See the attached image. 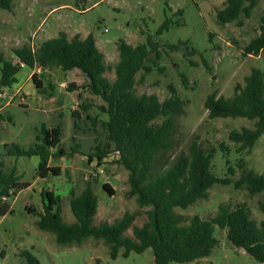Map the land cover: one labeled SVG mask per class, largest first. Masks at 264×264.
Wrapping results in <instances>:
<instances>
[{"label":"trees","instance_id":"1","mask_svg":"<svg viewBox=\"0 0 264 264\" xmlns=\"http://www.w3.org/2000/svg\"><path fill=\"white\" fill-rule=\"evenodd\" d=\"M259 2L225 0L223 7L217 9V20L221 25L236 22L243 26ZM14 3L15 0H0V7L12 10ZM176 13L183 17L182 10ZM183 22L167 17L155 34L148 35L146 41L137 44L120 39L117 42L119 59L114 65L106 61V55L98 47L93 33L70 36L66 31H60L37 47L30 44L14 47L13 54L17 61L0 54V93L3 88H11L18 82V74L24 66H38L43 70L60 66L65 72L78 68L88 77L89 83L82 87L104 99V104L97 105V108L108 114V119L102 121L105 141L88 154L89 162L97 159V165L100 166L111 152H115L118 156L115 161L129 171L130 188L127 195L135 197L140 207H149L146 210L147 221L141 226L135 224L138 211L131 210H126L111 221L97 224L98 184L101 183L110 196L117 192L108 181L100 182L97 176L91 175L83 189L71 192L69 202L76 219L68 223L63 216L62 198L54 197L52 191L44 190V212L40 213L36 224L42 230L55 233L59 244L80 245L90 237L102 238L114 259L119 255L127 257L133 251L141 253L152 248L156 264H171L173 261L188 263L204 260L213 253L219 244L215 235L218 226L228 230V238L233 245L264 263V220L259 222L254 217L248 202H224L215 214L205 217L194 214L187 222L175 210L176 207L186 209L199 199L207 198L209 189L221 183L245 189L251 196L263 193L258 207L264 213V174L249 167L244 156L235 164L227 158V174L219 177L212 171L217 147L206 148L199 137H195L188 151L183 150L165 162L163 155L174 145L176 116L183 113L185 100L179 96L173 84L169 85L170 96L164 100L156 93H138L137 85L144 82L155 68L164 70L160 65L164 51L184 50L185 55L197 52L189 40L170 43L160 38L172 24L182 25ZM212 36L213 33H210ZM263 50L264 16L258 33L245 45L243 54L259 55ZM109 72H114V78ZM33 80L40 91L47 90L36 73L33 74ZM183 81L189 85L187 76L183 75ZM70 85L76 87L74 82ZM71 86L69 88L73 90ZM78 98H82L81 92ZM94 105L92 101L85 100L80 103L79 109H74L73 116L77 119L75 126L79 119L84 118L83 115L94 123L98 121V115L90 114ZM205 107L210 118L247 117L254 120L253 126L233 129L228 136L236 144L238 153L250 154L264 135V70L252 67L245 76V82L235 85L232 97H226L218 91L210 93L205 100ZM42 133L45 138L38 135L30 147L22 148L13 143L1 154L0 215L11 210L9 198L17 196L30 185V182L21 180L17 163L8 161L7 157L16 159L37 155L40 158L37 168L39 176L61 173L59 166L49 163L52 157L68 153L61 146L63 126L58 125L50 131L43 128ZM219 148L226 155L231 149L225 141L219 143ZM237 174L239 176L236 178ZM27 209L37 213L33 206ZM129 228L133 232H128ZM21 255L27 264H41L29 249L22 250Z\"/></svg>","mask_w":264,"mask_h":264},{"label":"rangeland","instance_id":"2","mask_svg":"<svg viewBox=\"0 0 264 264\" xmlns=\"http://www.w3.org/2000/svg\"><path fill=\"white\" fill-rule=\"evenodd\" d=\"M224 1L15 0L12 10L0 7V54L10 58L14 55V47L24 44L37 47L46 38L58 35L59 31H66L70 36L77 33H93L97 45L106 54V61L114 65L119 59L117 42L120 39L137 44L146 41L148 35L155 34L167 17L174 21L180 19L184 21L182 25L172 24L160 38L170 43L189 40L197 52L185 55L184 50L164 51L160 61L164 70L155 68L144 82L137 85L138 93H156L164 100L170 96L169 85L173 84L179 96L185 100L183 113L176 116L174 145L163 155L165 162L172 160L183 150L188 151L191 141L199 137L204 147H217L212 162V171L217 176H226L227 158L235 164L241 156L245 157L249 167L264 174V135L256 142L250 154L238 153L236 144L228 137L233 129L253 126L254 120L247 117L210 118L205 107V100L210 93L218 91L219 94L232 97L235 85L245 82V76L250 73L252 67L264 70V50L259 55L243 54L245 45L258 33L261 18L264 16V0H260L243 26L236 22L224 25L218 22L217 9L223 7ZM178 10H182L183 17L176 13ZM210 33H213L212 38ZM30 71L28 66L22 69L18 85L26 84L24 74ZM109 74L114 78V72ZM183 75L188 77L189 85L184 83ZM75 78L82 81L81 75H75ZM53 80L60 82L57 77ZM32 86L33 81L30 80L25 90L35 88ZM3 91H6V88ZM56 94L65 96L64 110L68 113L62 120L64 130L61 146L68 153L74 154L75 149L82 155L74 159H70L68 155H63V159L58 156L52 159V163L61 165L63 162L75 161L84 169L76 174V191L86 186L91 175L97 176L100 182L107 179L113 184V188H116V195L110 196L102 184H98L96 192L99 196V210L95 218L97 224L111 221L123 215L126 210H131L138 211L135 224L143 225L147 221L146 210L149 207H140L135 197L127 195L130 188L129 171L115 161L117 154L111 152L100 166L97 165V159L90 164L88 157H84L93 153L95 147L105 141L102 121L108 119V114L98 108H92L90 114L98 115V121L94 123L83 115L84 118L79 119L78 125L75 126L77 119L72 114V108L77 100V93L67 91L57 84ZM85 99L82 98L83 101ZM92 99L104 103L100 96L93 95ZM35 101L28 100L31 105H35ZM5 109L10 110L11 104ZM222 141L230 145L228 155L219 148ZM1 154L4 153H0V160ZM16 159L22 179L34 182L37 168L32 158L20 156ZM100 168L103 169L101 173ZM238 176L239 174L235 175L236 178ZM70 195L71 191L62 198L63 216L68 223L76 219L71 210ZM262 195L263 193H258L251 196L245 189L216 183L209 189L207 198L199 199L186 209L176 207L175 210L187 222L194 214L202 217L215 214L221 203L246 201L250 204L254 217L261 222L264 220V213L259 209L258 201ZM8 201L11 210L5 215H0V264H27L21 255L24 249H29L41 264H156L152 248L141 253L133 251L127 257L119 255L114 259L102 238L90 237L80 245L59 244L55 233L42 230L36 224L40 213L44 212L38 184L22 190ZM28 206L36 208L37 213L30 212ZM127 231L133 232L132 228ZM215 235L219 244L206 259L188 263L173 261L171 264H264L244 249L233 245L228 238L227 229L217 226Z\"/></svg>","mask_w":264,"mask_h":264},{"label":"crops","instance_id":"3","mask_svg":"<svg viewBox=\"0 0 264 264\" xmlns=\"http://www.w3.org/2000/svg\"><path fill=\"white\" fill-rule=\"evenodd\" d=\"M86 35L88 34H84V36ZM10 58L14 61L18 60L14 55H12ZM34 73L37 74V78L40 80L43 87L47 89L46 91H40L37 88L33 80ZM24 75H26L24 81L26 84L21 83L18 85L19 83L17 82L11 88L5 87L6 91H2L0 93V153H5L9 146L13 143L18 144L22 148H28L36 141L38 135H40L42 138H45V135L42 133L43 128H45L47 131H50L52 128L62 125V120L64 119V116L68 115V113H66L64 110L63 100L65 96L56 94L57 84L67 91L77 93V95L81 92L82 98L85 97V100L92 101L95 104L92 108H97V105L104 104L94 101L92 99L93 95L87 90V88L82 87L89 83V79L85 74H82V71L78 68L65 72L60 66H54L51 69L45 70L35 66L34 68H31V71L28 74ZM75 75H81L82 81H78L75 78ZM54 77L60 78V82L57 83V81H54ZM30 80L33 81L35 88L25 90V87L27 84H29ZM72 82L76 84V87H72L70 85ZM70 86L73 88V90H70ZM12 91L13 93H11ZM7 94L10 95L8 96ZM82 98H78L77 96V100L72 108V114L74 109L80 108V103L83 101ZM12 99L14 100L12 101ZM29 99L31 101L35 99V102L37 103L35 105H31L28 102ZM9 103L11 104V109L6 110L5 107ZM46 119H48V121H45ZM78 152L79 151H74V154L67 153L66 155H68L70 159H74L75 157L82 155ZM64 156H61V158L63 159ZM56 157L58 156L52 157L49 164L51 166H59L61 168V173L59 175L49 174L46 177H41L36 172L34 182L25 181L22 179V173L18 167V159L11 157V159L7 158V160L17 163L21 180L30 182V185L27 188L33 184H38L41 195L44 190H49L52 191L54 197L59 196L63 198L64 195L68 194L70 191L72 192L73 190H76V188H74L77 184L76 174L82 172V170L84 171V169H82V167L75 161L71 163L63 162L61 165L54 164L52 163V159ZM84 157H88L89 159V155H85ZM31 158L32 161H34L36 168H38L40 162L39 156L34 155L31 156ZM94 160L89 163L93 164ZM106 181L108 180L105 179L102 182L104 183ZM109 183L113 185L111 182Z\"/></svg>","mask_w":264,"mask_h":264},{"label":"built area","instance_id":"4","mask_svg":"<svg viewBox=\"0 0 264 264\" xmlns=\"http://www.w3.org/2000/svg\"><path fill=\"white\" fill-rule=\"evenodd\" d=\"M22 65H23V63H22ZM9 105H10V103H9L7 106H9ZM7 106H6V107H7ZM99 171H100V173H101V172H103V169L100 168ZM3 199L5 200V199H6V196H4Z\"/></svg>","mask_w":264,"mask_h":264}]
</instances>
